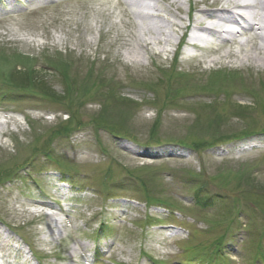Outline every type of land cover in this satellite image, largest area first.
I'll return each mask as SVG.
<instances>
[{"label": "rangeland", "instance_id": "374dc122", "mask_svg": "<svg viewBox=\"0 0 264 264\" xmlns=\"http://www.w3.org/2000/svg\"><path fill=\"white\" fill-rule=\"evenodd\" d=\"M185 1L180 11L172 6L182 18ZM157 3L162 9L169 4ZM133 21L118 0H45L35 7L26 0H0V51L10 54L0 53V60L5 72L13 70L8 77L0 74V264H61L59 257L66 259L62 264H91L90 257L96 259L93 264H150L152 259L191 264L183 260L194 259L185 246H209L222 236L218 261L264 264V114L255 100L264 67L249 60L236 69L237 62H224L234 66L222 70L225 79L229 73L235 76L218 91L207 83L215 70L202 71L215 56L196 50V59L178 62L180 70L191 74L189 82L171 83L164 73L170 61L162 59L161 66L143 51L138 61L132 47L120 41ZM168 31L173 51L183 30ZM16 52L36 56L38 67L33 70L12 57ZM71 55L75 62L69 73L79 80L75 88L92 66L114 78L110 89L137 103H111L95 91L86 92L70 123L62 103L7 83L21 73L31 83L45 80L64 97L69 88L61 75ZM51 60L55 66H48ZM228 97L232 102L225 101ZM203 103L210 109L202 112ZM232 103L251 106V118L234 117ZM212 108L229 113L222 128L209 120ZM203 137L209 145L190 142ZM185 140L198 150L167 143ZM61 179L67 183L57 185ZM143 182L150 190L148 204ZM194 184L204 187L202 203L208 207L198 205ZM61 186L79 192L65 200L66 213L59 212ZM158 199H168L163 203L169 211L157 207ZM38 201L49 203L59 222L50 219L52 214L36 216L32 206ZM55 224L59 229L52 235Z\"/></svg>", "mask_w": 264, "mask_h": 264}, {"label": "bare ground", "instance_id": "6f19581e", "mask_svg": "<svg viewBox=\"0 0 264 264\" xmlns=\"http://www.w3.org/2000/svg\"><path fill=\"white\" fill-rule=\"evenodd\" d=\"M118 1L120 5L127 4L124 0ZM238 1L240 0H187L186 17L182 18L173 10L172 6L182 10V6L186 3L185 0H162V2L169 3L167 8L154 7L137 10L136 16H133V23L128 24V27L131 26L132 30L127 34L122 33L120 41L125 40L124 45L132 47V51L135 53L133 57L136 60L144 59L143 51L147 53L150 61L155 62L157 59L159 62L156 61V63L162 66L164 61L160 58L161 53L167 50V46L171 45L173 40V35L168 30L171 27H177L183 30V35L178 44L191 46L195 49L201 48L204 55L214 54L215 57L210 59L209 69L221 62H237L236 67L238 69L244 67V64L249 60L264 67V0L245 3L241 7L243 16L238 17L234 13L233 17L230 14V8H238ZM144 12L154 15L160 20H165L167 25L159 24L158 19L149 20L145 18ZM184 21L189 23H184ZM231 24H235L239 29L225 30ZM193 30L197 32L192 34ZM211 43H214L216 47L208 48ZM156 45L158 46L157 50L154 48ZM227 46H230L231 49L221 54ZM180 52L184 54L183 62H189V56L183 52L182 47H180ZM3 64L4 61L0 60V69L8 70ZM66 66L69 68L68 65ZM175 72L176 69H171L166 71V74L171 78ZM180 76H182V73H180ZM93 81L96 83L97 79L93 78ZM224 82V76L221 73H216L208 78L207 83L214 84L219 91L222 90L221 86ZM256 89L255 100L258 104V111L264 114V83L256 86ZM202 90L206 91L204 93L210 94L206 87L202 86ZM225 101L229 102L230 100L225 99ZM43 204L49 205L47 203ZM57 215V213L52 215L50 219L53 222H59Z\"/></svg>", "mask_w": 264, "mask_h": 264}, {"label": "trees", "instance_id": "16d2710c", "mask_svg": "<svg viewBox=\"0 0 264 264\" xmlns=\"http://www.w3.org/2000/svg\"><path fill=\"white\" fill-rule=\"evenodd\" d=\"M13 78L15 79V81H18L20 84H24V85H32V86H36L38 89H40V90H42V91H44L45 93H47V94H49V95H52V96H56V94H55V90H53V88L52 87H50V86H48L47 84H48V82H46L45 80H43V81H39V82H30V80L31 79H26V77L23 75V74H21V73H18V74H16V76H13ZM197 123H199V122H197ZM196 123V124H197ZM215 124V123H214ZM216 124H218V123H216ZM216 127H218V128H222V125L221 124H219V125H217ZM219 132V131H218ZM219 134H221L220 132H219ZM221 135H223V134H221ZM221 135H219V136H221ZM222 137H225V136H222ZM214 138V137H213ZM212 138V139H213ZM221 139H223V138H221ZM201 140V141H200ZM193 141H195L194 142V145H198V143H202V144H205V145H209V143H210V141H209V139H207V138H205V137H203V138H199L198 140H194V139H191L190 140V142H193ZM197 141V142H196ZM189 142V140H186L184 143H190ZM195 148V147H194ZM198 190H201L200 192L202 193V189H198Z\"/></svg>", "mask_w": 264, "mask_h": 264}]
</instances>
